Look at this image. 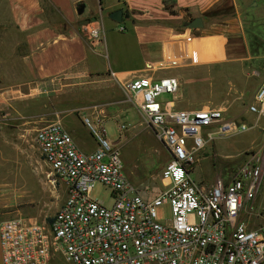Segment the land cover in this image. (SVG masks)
Masks as SVG:
<instances>
[{
    "label": "built area",
    "instance_id": "built-area-1",
    "mask_svg": "<svg viewBox=\"0 0 264 264\" xmlns=\"http://www.w3.org/2000/svg\"><path fill=\"white\" fill-rule=\"evenodd\" d=\"M86 35L92 44L103 40L99 26L89 25ZM198 43L192 36L170 44L161 67L176 68L183 59L200 64ZM180 87L172 76L137 77L126 84L144 124L170 156L161 174L165 189L150 200L131 183L122 147L108 138L104 121L84 117L97 144L89 153L78 148L60 122L39 129L35 144L66 199L49 219L17 217L0 223L3 264H54L58 259L68 264H264V227L251 225L264 157L253 154L228 183L218 179L207 188L194 181L196 155L208 142L250 128L227 120L219 107L177 109ZM163 95L173 99L164 102ZM247 111L264 119V81ZM97 185L107 190L110 205L92 196ZM160 210L170 217L162 220Z\"/></svg>",
    "mask_w": 264,
    "mask_h": 264
},
{
    "label": "crops",
    "instance_id": "crops-1",
    "mask_svg": "<svg viewBox=\"0 0 264 264\" xmlns=\"http://www.w3.org/2000/svg\"><path fill=\"white\" fill-rule=\"evenodd\" d=\"M254 1L0 0V40L6 41L0 43V67L15 73L8 74L10 88L0 96L6 100H17L22 95L29 97L24 89L29 91L34 83L50 85L64 77L97 75L112 80L113 73L114 81L126 85L137 77L172 76L181 84L175 96L176 108L200 109L223 87L227 75L231 78L230 84L239 76L249 82L251 74L262 75L264 53L255 44L264 43L256 34H253L255 42H251L244 23L246 15L252 19L260 15L264 19V3L257 5L262 13L254 10L243 13V8H252ZM80 3L86 4L83 16L77 12ZM118 10L123 11L124 26H116L121 23L110 18ZM197 18L202 20L203 27L189 28ZM87 19L91 23L84 25ZM89 25L103 30L100 43L92 44L87 38ZM121 35L124 45H121ZM192 36L199 39L197 49L202 62L195 64L183 59L176 68H162L169 45L185 42ZM121 53L132 60L133 66L121 65ZM3 55L7 58L2 59ZM108 56L110 64L105 67L101 59ZM148 65L153 70H148ZM262 81L264 77L254 85V95ZM68 130L81 151L89 153L96 149L97 144L86 129V134ZM0 264H3L1 244Z\"/></svg>",
    "mask_w": 264,
    "mask_h": 264
},
{
    "label": "rangeland",
    "instance_id": "rangeland-1",
    "mask_svg": "<svg viewBox=\"0 0 264 264\" xmlns=\"http://www.w3.org/2000/svg\"><path fill=\"white\" fill-rule=\"evenodd\" d=\"M263 3L264 0H255L252 8H243V13H251L252 10L262 13L257 5ZM259 16L252 19L246 15L244 23L251 42H255L253 34H256L264 43V19ZM104 21L106 23L107 20ZM120 25L124 26L123 23L116 26ZM124 44L121 35V45ZM255 48L264 53V45L255 44ZM1 58L7 57L3 55ZM128 58L121 53V65L133 66ZM101 61L105 67L110 64L109 56ZM1 68L0 93L10 88L8 74H15ZM261 71L259 77L251 74L249 82L239 76L232 80L233 84H230L231 78L227 75L223 87L215 91L213 99L205 104L222 108L226 111L227 120L242 122L250 130L223 138L216 137L206 144L205 149L196 155L199 162L191 170V178L199 185L210 188L218 179L228 183L234 171L253 154L260 152L264 157V119L258 121L255 115L247 111L255 93L254 85L264 77V71ZM113 79L88 75L64 77L50 85L35 81L29 91L28 88L24 89L25 94H30L29 97L22 95L17 100H6L0 96V222L17 217L43 221L53 217L65 202L63 188L59 183H53L52 172L35 144L36 132L54 122L86 134L90 131L85 126L84 117L104 121L108 138L122 147L125 169L131 183L150 199L165 189L161 174L170 156L164 144L144 124L136 100L127 91L126 85ZM172 99L171 95L161 98L164 102ZM122 126L128 129L123 131L120 129ZM208 132L204 131V138ZM92 196L104 200L107 205L111 204L107 190L101 185L95 187ZM253 205L256 212L251 218V225L253 228L264 227V175ZM159 215L162 220L170 217L167 210L165 213L160 210ZM57 261L58 264H68L63 260Z\"/></svg>",
    "mask_w": 264,
    "mask_h": 264
},
{
    "label": "water",
    "instance_id": "water-1",
    "mask_svg": "<svg viewBox=\"0 0 264 264\" xmlns=\"http://www.w3.org/2000/svg\"><path fill=\"white\" fill-rule=\"evenodd\" d=\"M85 9H86V4L85 3H80L79 6L77 7V12H78L79 16H83V14L85 12ZM110 18L112 20H114L115 22H117V23H121L123 21V11L122 10H118V11L113 12L110 15ZM90 23H91L90 19H87V20H85L83 22L84 25H88ZM188 27L192 28V29L202 28L203 27V22H202L201 19L197 18V19L193 20L188 25Z\"/></svg>",
    "mask_w": 264,
    "mask_h": 264
},
{
    "label": "trees",
    "instance_id": "trees-1",
    "mask_svg": "<svg viewBox=\"0 0 264 264\" xmlns=\"http://www.w3.org/2000/svg\"><path fill=\"white\" fill-rule=\"evenodd\" d=\"M42 1H46V0H42Z\"/></svg>",
    "mask_w": 264,
    "mask_h": 264
}]
</instances>
